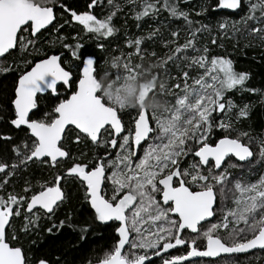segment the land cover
I'll return each mask as SVG.
<instances>
[{"label":"snow or ice","instance_id":"obj_1","mask_svg":"<svg viewBox=\"0 0 264 264\" xmlns=\"http://www.w3.org/2000/svg\"><path fill=\"white\" fill-rule=\"evenodd\" d=\"M108 2L112 4L113 0ZM128 2L139 3L140 9L134 15L138 22L146 17L155 19L163 10L169 17L183 20L187 27L183 43L181 30H170L171 39L162 41L168 52L150 63L154 79L159 82V90L155 87L152 92L163 97L169 107L161 113L144 108L132 112L106 101L95 87L97 60L90 54L81 55L84 45L80 43L64 45L80 61L76 90L69 97L59 99V87L70 89L74 75L72 69L62 66V54L43 59L21 74L10 124L16 129L26 127L30 137L12 148L15 159L11 163L0 161V191L30 164H47L51 180L39 183L38 191L25 181L23 194L13 190L0 195V264H31L22 247L13 243L18 236L13 232L9 238L7 228L13 218L23 216V232L27 234L39 226L42 217L52 220L67 199L63 189L70 180L78 181L84 189V200L93 210L94 219L112 227L118 238L99 264H155L153 257H161L162 264H200L201 258H210L205 264H232V257L264 250V175L250 182L230 179L229 171L250 169L257 155L254 144L258 146L259 159L264 161V138L240 131L233 123V119L239 122L249 117L251 106H238L227 98L234 91H258L246 86L250 74L236 71L233 60L226 56L210 55L207 44L198 46V34L211 30L190 18L179 0ZM57 3L58 0L44 4L39 0H0V57L18 44L21 51L34 45L35 40L25 34L35 37L50 25ZM97 4L98 0H90L87 7ZM61 8L70 11L72 19L97 39L111 37L117 31L112 24L115 12L98 19L88 11L78 14L63 4ZM209 11L224 17L218 24L222 37L218 47H224L223 37L237 44L242 39L246 48L264 46V0H215L195 15ZM236 15L239 20L231 19ZM162 35L157 27L147 37H137L127 44L134 46L143 60L144 41ZM211 44H217L216 37H212ZM132 55L129 53L123 63L114 58L117 75L121 66L126 73H134L142 66L130 62ZM151 55L155 57L156 53ZM170 63L182 72L183 86L179 80L174 86L178 92L159 79L160 70L170 77L166 67ZM193 69L199 70L197 76H191ZM9 70L0 67V72ZM45 93L58 99V103L41 111L40 100L48 98ZM125 112L128 124L123 119ZM153 120L155 127L151 126ZM69 126L78 130L77 143L88 140L103 148L105 155L94 156L87 163L78 162L82 157L72 156L62 143L73 131ZM215 129L224 135L212 142ZM189 156L192 160L184 166ZM233 158L237 162H232ZM229 200L232 207L228 206ZM66 224L73 227L68 218L59 224L53 222L47 231L51 234ZM88 230L80 228L79 240L87 238ZM201 240L206 241L203 246L198 243ZM172 249H182L183 254L164 258L163 254ZM39 264L48 262L40 259Z\"/></svg>","mask_w":264,"mask_h":264},{"label":"trees","instance_id":"obj_2","mask_svg":"<svg viewBox=\"0 0 264 264\" xmlns=\"http://www.w3.org/2000/svg\"><path fill=\"white\" fill-rule=\"evenodd\" d=\"M90 0H58L53 6L56 11L55 22L52 27L43 32L40 37L33 38L29 34H25L29 39L35 40V44H29L24 51H21L19 44L15 51L10 53L5 59L0 60V67L10 69L7 72H0V161L11 163L15 159V153L12 148L20 145L22 141L30 137L28 131L24 128L16 129L10 124V120L14 118V108L12 101L15 98V88L21 74L28 71L31 66L41 58H45L51 54H62V65L65 69H72L74 80L71 85V93L76 90V83L80 76L79 64L71 51L64 47L65 44L75 46L77 43L84 45L80 50L81 55H92L96 58L98 64L97 80L103 84L101 95L113 106L121 105L129 108L135 95L141 87H146L151 95V102H157L164 98L158 94H154L152 89L157 87L159 90V82L154 79L153 69L150 63L157 58L163 57L168 48L163 46L162 41L171 39L170 30L180 29L181 40L184 42V34L187 27L183 20H177L169 17L167 11H161L155 18H144L138 22L134 19L135 11L140 9L139 3L133 5L128 0H113L109 4L108 0H98V4L92 8L87 5ZM215 0H179L182 10L190 13V18L199 21L202 25H207L211 30L210 33L205 32L198 34V46L207 44L210 49V55L226 56L233 60L234 68L238 72H247L250 79L247 81V87L257 89V92H240L234 91L227 94L228 99H232L238 106L245 104L251 106L250 116L241 119L239 122L233 119L235 127L240 131L249 132L251 136L256 138H264V46L244 47L246 41L240 40L239 44L234 39L223 37L224 47H218L222 37L218 24L224 18L220 14L211 11L196 16L195 13L200 11L203 6H212ZM61 4L70 10H75L78 14L85 11L95 15L98 19H104L110 13L115 12L112 18V24L117 29L113 36L97 39L94 34L86 33L82 25L74 21L70 11L66 12L61 8ZM246 10V6H245ZM239 15L231 17L233 20H239ZM139 23V27L137 26ZM160 28L162 36H157L153 40H145L141 45L144 59H140V55L135 53V48L129 47L127 42L137 37H147L148 34ZM229 35H231L229 33ZM74 37L76 39H74ZM212 37L217 38V44H211ZM63 38V39H62ZM98 45H102L99 47ZM152 52L156 56L151 55ZM133 53L130 62L133 65L142 64L134 73H126L121 66L119 74L113 67L114 58H119L123 63L128 59V54ZM170 73V77L165 75L163 70L159 72V79L164 80L168 88L174 91L175 84L179 80L183 86L182 72H178L176 67L171 63L166 66ZM185 70H188L185 68ZM155 71V70H154ZM191 76H197L199 70H191ZM152 81L150 87L148 82ZM189 84L192 80L189 79ZM59 97L67 98L69 93L63 88L60 90ZM59 91V92H60ZM47 99L40 100L41 111L51 108L58 103L56 98L50 96ZM174 103L175 98H170ZM215 116L216 113H213ZM129 120V116L126 115ZM224 133L219 129H215L212 133L211 140H219ZM76 131H71L63 141L64 148L75 157H82L78 162L87 163L93 160L94 156L105 155L103 148L93 146L88 140L76 142ZM4 137H11L5 140ZM217 142V141H215ZM246 142V140H245ZM254 157L249 168L230 169L233 177L243 178L250 182H255L260 176L264 175V161L258 156V146L253 145ZM116 149L112 150V158H114ZM232 162H237L234 158ZM2 178V174L0 175ZM51 180V171L47 164H30L26 170H20L18 174L11 178L5 190L0 191V195H7V192L15 190L16 193L23 194L25 181L38 191V184ZM67 194L64 204L57 210L52 220L41 218L39 226L29 231L27 234L23 232L24 219L23 216L13 218L11 227L7 229L9 238L15 232L18 240L13 241L16 246H21L24 252L31 259V264H39L40 259H45L48 264H95L106 253H109L117 243V236L112 227L101 225L94 219L93 211L84 200V189L78 181H69L64 185L63 189ZM28 195H31L29 193ZM228 206L232 207L231 200ZM70 218L73 225L69 228L67 224L63 229H54L50 234L47 229L52 227L53 222L59 224L61 220ZM87 227V238L83 241L79 240L80 228ZM193 235V234H191ZM203 246L206 241H198ZM171 253V252H170ZM183 250L174 249L171 255H181ZM170 256V255H169ZM206 260H200V264H205ZM232 264H264V251H258L247 255H239L231 258ZM161 260L155 261L160 264Z\"/></svg>","mask_w":264,"mask_h":264},{"label":"flooded vegetation","instance_id":"obj_3","mask_svg":"<svg viewBox=\"0 0 264 264\" xmlns=\"http://www.w3.org/2000/svg\"><path fill=\"white\" fill-rule=\"evenodd\" d=\"M54 9V8H53ZM54 12H55V16H56V11L54 10ZM56 18V17H55ZM45 32V31H44ZM43 33V32H42ZM42 33H40L37 37H40V35L42 34ZM33 37V36H32ZM37 37H33L34 39L35 38H37ZM18 46V45H17ZM51 55H61V54H51ZM51 55H48L47 57H45V58H41V59H39L37 62H39V61H41V60H43V59H46V58H48L49 56H51ZM62 59H63V57H62ZM37 62H35V63H37ZM34 63V64H35ZM33 64V65H34ZM32 65V66H33ZM32 66H31V68H32ZM63 66V65H62ZM64 67V66H63ZM30 68V69H31ZM29 69V70H30ZM28 70V71H29ZM27 72V71H26ZM25 72V73H26ZM80 73V72H79ZM73 80H74V76H73ZM98 81V80H97ZM78 82V81H77ZM99 82V81H98ZM100 83V82H99ZM101 84V83H100ZM76 86H77V83H76ZM101 90H100V92L101 91H103V84H101ZM143 87H141L140 89H139V91H138V94L137 95H135L134 97H132V99H133V101L132 102H127V103H129V108L128 109H130V110H132V112H138V110L139 109H141V108H145V105H147V104H150V103H152L151 102V95H150V92H149V96L147 97V99L144 101V103H143V105H140L139 104V92H140V90L142 89ZM63 89V87H59V91L60 90H62ZM148 90V89H147ZM67 92L69 93L68 95L70 96L71 95V88L70 89H68L67 90ZM60 93L62 94V92L60 91ZM44 96H49V94L47 93L46 95H44ZM68 96V97H69ZM59 99H64V98H62V97H59ZM57 101H58V99H57ZM133 104H135V107H132V105ZM119 106H121V105H117V107H119ZM14 108V107H13ZM126 115L127 116H129L128 115V113L127 112H125V114L123 115V119H124V122L126 123V124H128V122H129V120H127L126 119ZM151 126L152 127H155V121L153 120V121H151ZM14 127V126H13ZM15 128V127H14ZM25 129V128H24ZM27 130V129H26ZM74 130V129H73ZM28 131V130H27ZM74 131H76V130H74ZM77 132V131H76ZM28 133H29V131H28ZM78 133V132H77ZM81 136H83V135H81ZM65 139V138H64ZM215 141H218V140H215V139H212V142H215ZM142 153H138V156L139 155H141ZM114 157H115V155H114ZM191 160H192V157L191 156H189L188 158H186V162H185V165L184 166H187V163L188 162H191ZM93 211V210H92ZM193 235H195V234H193ZM172 254V252L171 253H169V254H167L166 256H164V258H168L169 257V255H171ZM158 260H161V263L160 264H162V259L161 258H159V259H156L155 261H158Z\"/></svg>","mask_w":264,"mask_h":264},{"label":"water","instance_id":"obj_4","mask_svg":"<svg viewBox=\"0 0 264 264\" xmlns=\"http://www.w3.org/2000/svg\"><path fill=\"white\" fill-rule=\"evenodd\" d=\"M53 11H54V9H53ZM54 17H55V12H54ZM54 22H55V18H54L53 22H52L50 25L46 26L45 29H42L40 33L44 32V31H46L47 29H49L50 27H52L53 24H54ZM40 33L36 34L35 37H37ZM16 48H17V47H16ZM16 48L10 50L9 53H6L4 56L0 57V60L5 59L10 53H12L13 51H15ZM51 56H52V55H51ZM49 57H50V56H49ZM49 57H48V58H49ZM62 57H63V55H62ZM41 61H42V60H41ZM39 62H40V61H39ZM39 62H37V63H39ZM35 64H36V63H35ZM35 64H34L32 67H34ZM30 70H31V69H30ZM30 70H29V71H30ZM18 80H19V79H18ZM17 84H18V82H17ZM95 87H96V90H97L98 92H100L102 86H101V84H100L97 80H96V82H95ZM46 94H47V93H45V94H43V95H46ZM148 96H149V92H148V90H146V89H141L140 92H139V104H140V105H143L144 101L147 99ZM13 107H14V105H13ZM69 127L74 129V126H69ZM22 128H25V129H26V127H23V126H22ZM74 130H75V129H74ZM28 131H29V130H28ZM76 131L78 132V130H76ZM29 135H30V131H29ZM81 135H83V134H81ZM63 141H64V139L62 140V143H63ZM45 159H47V158H45ZM234 159H235V158H234ZM240 163H243V162H240ZM0 175H1V174H0ZM98 223H99V222H98ZM110 223H112V222H110ZM99 224H101V223H99ZM101 225H104V224H101ZM8 228H9V227H8ZM8 228H7V229H8ZM173 250H174V249L169 250V252H168V253H164L163 256H166L167 254H169V253L172 252ZM258 251H264V250H259V249L250 250V252L247 253V254H251V253H254V252H258ZM247 254H240V255H247ZM159 258H161V257H153V260L155 261L156 259H159ZM208 259H210V258H201V260H208ZM95 264H99V263H95Z\"/></svg>","mask_w":264,"mask_h":264},{"label":"clouds","instance_id":"obj_5","mask_svg":"<svg viewBox=\"0 0 264 264\" xmlns=\"http://www.w3.org/2000/svg\"><path fill=\"white\" fill-rule=\"evenodd\" d=\"M40 3H55V0H39ZM152 81L150 80L148 82L149 86H152ZM132 107H135V104L132 105ZM169 105L165 99L157 101V102H152L150 104L145 105L144 109H147L149 111H155L157 113L165 112L167 111Z\"/></svg>","mask_w":264,"mask_h":264},{"label":"rangeland","instance_id":"obj_6","mask_svg":"<svg viewBox=\"0 0 264 264\" xmlns=\"http://www.w3.org/2000/svg\"><path fill=\"white\" fill-rule=\"evenodd\" d=\"M142 89H147L146 87H143ZM148 92H149V90H148Z\"/></svg>","mask_w":264,"mask_h":264},{"label":"bare ground","instance_id":"obj_7","mask_svg":"<svg viewBox=\"0 0 264 264\" xmlns=\"http://www.w3.org/2000/svg\"><path fill=\"white\" fill-rule=\"evenodd\" d=\"M147 90V89H146Z\"/></svg>","mask_w":264,"mask_h":264}]
</instances>
